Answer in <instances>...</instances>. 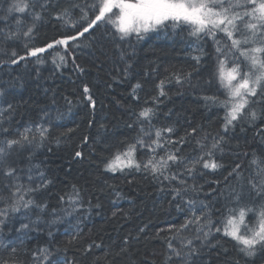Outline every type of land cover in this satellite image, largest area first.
Returning <instances> with one entry per match:
<instances>
[{
	"label": "snow or ice",
	"instance_id": "1",
	"mask_svg": "<svg viewBox=\"0 0 264 264\" xmlns=\"http://www.w3.org/2000/svg\"><path fill=\"white\" fill-rule=\"evenodd\" d=\"M3 2L7 3V7H0V22H4L5 25L0 27V68L9 70L13 66L19 67L22 62L27 69V63L33 58L35 65H42L46 62L42 54L52 50L54 55L51 63L56 70L66 67L68 57L72 55L76 71L83 72L84 69L76 65L72 49L79 48L85 34L91 35V32L101 24L111 26L109 35L117 43L130 41L133 36L139 41L149 33L166 31L169 27L174 32L186 31L191 52L195 53L192 59L196 61L197 66L207 55L205 45L210 40L213 56L208 83L218 87L216 93L205 95L202 99L206 106L211 104L223 109L222 132L212 137L205 133L196 141L198 147L196 154L182 155L184 146L202 131V127L189 125L183 135H177L178 130L174 125L157 127L154 124L155 107H141L139 111L132 113L135 117L134 122L140 125L137 135L119 142L116 150L102 160L103 170L105 173L119 172L123 175L142 173L145 179L151 177L152 181L160 186L161 192L167 191L173 201H181L177 204L179 211L186 208L190 213L185 216L183 223L172 224L167 229L169 235L165 237L167 244L165 264L173 262L202 264L206 249L223 248L219 241L212 243L216 236L221 239L227 238L236 253L235 259H225L224 264H240V259H244L248 264L258 253L264 252V154L252 153L247 177L244 176V169L239 163L228 172V176L225 177L226 185L229 178L235 180L236 184L227 185L229 194L221 208L215 210L218 213L216 219H213L214 213L209 204L204 201L198 202L196 196L190 195L199 193L202 186L188 184V178L194 179L197 173L204 175V170L215 172L223 167L216 153H223V146L228 143L226 137L237 126L241 131H245L246 128L253 129L254 138L259 137L264 143V0H10V2L3 0ZM13 14L19 15L14 17ZM10 18L14 19V25H8ZM26 18H30V22L25 23ZM46 19L61 24L64 34L43 46H34L38 25ZM39 75L37 67V78ZM127 75L125 69L124 76ZM191 75L173 72L161 79L155 84L156 94L151 97L150 103L158 104L160 98L167 95L166 84L171 83L173 79L176 84L183 85L191 79ZM141 88L140 82L131 86L129 95L133 100L139 101L138 90ZM4 95V86L0 84V96ZM82 97L95 109L96 102L87 84L83 86ZM65 100L71 103L67 98ZM13 110L12 104L0 108V136L5 137L0 139V182L8 181L6 187L11 189L8 196L9 206L0 210V217L4 218L0 219V231L9 212H19L21 208L30 209L35 204L31 196L52 183L41 170L40 164L33 163L34 150L40 148L48 139L49 128L43 123H37L9 138V130L3 128L2 121L5 115ZM209 139L211 143H208ZM87 140L88 137H85L84 143H87ZM25 152L27 155H24ZM244 155L248 156L247 153ZM82 156L81 151L75 152L76 158ZM114 192L117 199L112 201V204L117 206L119 199L123 197L120 191L114 189ZM3 199L4 197L0 196V200ZM60 203L69 206L67 209H61L64 215L91 212L93 207L97 209L102 207L99 203L93 205L89 201L85 210L80 190L76 185H72L70 192L60 196ZM36 206L41 212L47 207L42 204ZM118 211L117 207L112 216L116 217ZM52 217L46 222L49 226L63 220V216L55 209L52 211ZM38 220L29 219L27 223H21L15 229L20 234L18 237L20 244L6 246L8 255L0 256V264H50L53 255L51 244L26 250L25 239H31L28 236L29 232L38 230ZM140 231L143 232L144 229ZM48 236H52L51 231L48 232ZM79 237V232L73 233L69 243ZM131 239L128 237L123 241L122 253L127 251ZM93 247L103 249L104 245L103 242L100 244L93 242L85 251H90ZM228 251L223 248L226 257Z\"/></svg>",
	"mask_w": 264,
	"mask_h": 264
},
{
	"label": "trees",
	"instance_id": "2",
	"mask_svg": "<svg viewBox=\"0 0 264 264\" xmlns=\"http://www.w3.org/2000/svg\"><path fill=\"white\" fill-rule=\"evenodd\" d=\"M0 7L6 8L7 3L0 0ZM17 15L13 14L14 17ZM14 22L10 18L7 23L14 25ZM28 22L30 18L25 19V23ZM4 26V22H0V27ZM110 28V25L101 24L91 35L85 34L79 48L72 49L76 65L83 68V72L76 71L72 55H69L66 67L56 70L51 63L52 50L42 54L46 60L42 65H35L33 58L27 63V69L24 62L11 70L0 68V84L5 89V95L0 96V108H6L8 104L14 106V110L3 118V128L9 130V138L37 123L49 128L48 139L34 150L33 163L40 164L41 170L52 180L46 189L31 196L35 204L30 209L9 212L0 231V256L8 255L6 246L20 244V234L15 229L21 223L39 218L38 230L28 233L31 239H25V246L26 250H32L51 244L50 264H165L167 229L172 224L183 223L185 216L190 215L186 208L179 211L177 204L181 201H173L167 191L161 192L151 177L145 179L142 173L136 172L131 175L105 173L102 160L116 150L119 142L137 135L140 125L134 122L132 113L145 106L156 108L153 122L157 127L174 125L177 135H183L189 125L202 127V131L184 146L182 155L196 154V141L205 133L212 137L222 132L223 109L211 104L206 106L202 99L216 93L218 87L208 83L212 42L209 40L205 45L207 55L197 66L192 59L195 53L191 52L186 31L174 32L169 27L166 31L149 33L139 41L133 36L130 41L117 43L109 35ZM62 34L61 24L46 19L38 25L34 46H43ZM20 47L23 54L22 45ZM37 67L39 78L36 76ZM125 69L127 77L124 76ZM173 72L191 73V79L183 85L176 84L173 79L166 84L167 95L161 97L158 104H151V97L156 94L155 84ZM137 82L142 84L138 90L139 101L129 95L131 86ZM85 84L91 88L95 109L82 97ZM257 126H260L259 122ZM253 132L250 128L241 131L237 126L226 137L228 143L223 146V153H216L223 167L215 172L204 170V175L197 173L194 179L188 178L189 185L202 186L199 193L190 195L196 196L198 202L209 204L213 219L218 215L215 210L221 208L229 194L227 185L236 184L229 178L226 185L228 172L239 163L247 177L252 153L264 154V143L261 138H254ZM85 137H88L87 143H84ZM4 138L0 136V139ZM76 151H81L83 156L76 158ZM8 183L0 182V196L4 197L0 200V210L9 206L11 189L6 187ZM72 185L79 188L85 210L89 201L102 207H93L91 212L64 215L61 209L69 206L60 203V196L70 192ZM114 189L123 197L117 206L112 204L117 199ZM41 204L47 206L44 212L36 206ZM117 207L118 214L113 217L112 212ZM53 209L63 216V220L49 226L46 222L53 218ZM76 232L80 233L79 239L69 243L71 235ZM128 237L132 239L127 251L122 253L123 241ZM217 241L229 250L228 256L224 255L223 248H208L202 264H224L225 259L236 258L227 238L216 236L212 243ZM93 242H103L104 248L93 247L86 252ZM240 264H246L245 260L240 259ZM248 264H264V252L258 253Z\"/></svg>",
	"mask_w": 264,
	"mask_h": 264
}]
</instances>
